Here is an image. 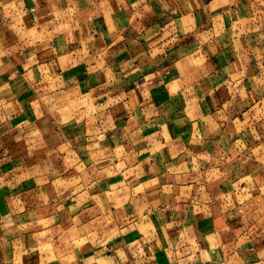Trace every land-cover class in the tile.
Here are the masks:
<instances>
[{"label": "crops", "instance_id": "1", "mask_svg": "<svg viewBox=\"0 0 264 264\" xmlns=\"http://www.w3.org/2000/svg\"><path fill=\"white\" fill-rule=\"evenodd\" d=\"M0 264H264V0H0Z\"/></svg>", "mask_w": 264, "mask_h": 264}]
</instances>
